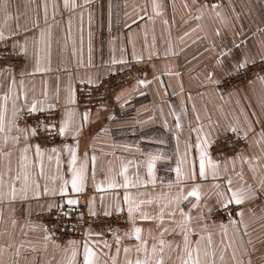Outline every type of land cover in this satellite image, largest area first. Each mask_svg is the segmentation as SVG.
Returning <instances> with one entry per match:
<instances>
[{"label":"crops","instance_id":"crops-1","mask_svg":"<svg viewBox=\"0 0 264 264\" xmlns=\"http://www.w3.org/2000/svg\"><path fill=\"white\" fill-rule=\"evenodd\" d=\"M76 3L72 10L64 7L63 0H7L0 5V33L5 37L0 43L23 55L18 71L0 66V105L6 126L14 109L21 114L33 103L57 108L59 126L69 121L67 133L60 136L66 142L40 148L43 156L39 159L34 147L27 153L34 189L30 199L0 207V264H68L73 249L77 252L74 264H82L83 244L97 252L98 264H128L129 260L134 264L149 255L154 262L159 257L152 248L161 239L165 264H183L187 259L179 234L183 229L177 234L164 232L185 222L181 210L191 218L193 247L198 242L203 249L211 236L209 251L216 264H264V72L226 91L218 88L219 81L236 71L239 63L250 65L264 59V0H220L215 6L195 0ZM129 62H149L150 69L144 78L117 89L103 107L89 111L76 107L77 83H96ZM16 127L22 128L18 121ZM229 128L242 135L245 145L218 161L211 157L209 147ZM13 135L19 133L15 129L0 133L9 137L0 152H11V156L0 154L5 180L24 171L19 163L21 150L25 143L32 145L23 140L13 144ZM198 143L207 151L206 178L199 176ZM65 145L75 149L72 167L83 166L85 177L84 191L73 193L69 184L66 196L61 195V188L72 174ZM209 160L216 165L215 176L207 167ZM125 177L127 188L123 187ZM110 183L121 186L111 188ZM194 187L199 190V201L188 196ZM229 187L233 191L251 187L255 198L244 201L225 220L211 221L208 209L223 208L222 200L231 196ZM36 192L39 199L34 198ZM83 193L91 213L124 211L125 230L106 234L90 229L84 240L57 241L49 228L28 219L64 205L68 198L79 202ZM125 196L132 205L153 201L140 207L149 216H159L163 209L164 223L139 218L134 222L142 229L147 253H137L140 241L126 235L133 221ZM178 199L182 202L177 209ZM174 210L175 216L169 217ZM125 248L131 251L125 253ZM196 255L193 251L192 256ZM201 260L203 264L202 255Z\"/></svg>","mask_w":264,"mask_h":264},{"label":"built area","instance_id":"built-area-1","mask_svg":"<svg viewBox=\"0 0 264 264\" xmlns=\"http://www.w3.org/2000/svg\"><path fill=\"white\" fill-rule=\"evenodd\" d=\"M205 2L211 6L217 5L220 0H195ZM23 64V55L15 51L10 45L0 43V66L7 67L12 71H18ZM264 64V59L246 65L239 71L223 77L218 88L226 91L237 86L238 82L248 80L250 77L264 72L263 68H258ZM150 69L149 62L137 63L129 62L123 69L101 78L96 83H77L75 86V105L81 111L96 110L110 103L114 92L136 79H142ZM24 119L18 120V125L22 128H38V134L28 141L33 146L48 148L66 142L65 139L57 135L59 129V111L57 108L45 109L33 115H26L25 110L21 113ZM45 125H55V130L49 132L43 130ZM245 145V140L238 132H227L213 140L209 147L211 157L222 161L233 156ZM86 193L81 194L80 201L74 206L66 204L54 207L50 210L40 212L28 217L30 221L41 222L51 231V237L57 241L66 239L84 240L90 229H95L102 233L125 230L126 214L118 211L112 214L92 215L87 209L85 200ZM239 205L230 204L227 208L213 210L209 213L211 221H223L230 214L235 213Z\"/></svg>","mask_w":264,"mask_h":264},{"label":"snow or ice","instance_id":"snow-or-ice-1","mask_svg":"<svg viewBox=\"0 0 264 264\" xmlns=\"http://www.w3.org/2000/svg\"><path fill=\"white\" fill-rule=\"evenodd\" d=\"M7 0H0V5H6ZM63 4L65 8H68L69 10L75 9L78 5L76 3V0H63ZM38 27V24L35 25ZM17 33H13L15 35ZM5 39L3 33H0V40ZM115 62V61H114ZM37 64H39V60H37ZM246 67L245 63H239L237 65V71L242 70ZM37 71H41L39 67L36 69ZM10 91V89H9ZM8 96H5V99H7ZM45 109L43 108L42 105H38L36 103H33L31 107L25 106V113L26 115H33L37 112H43ZM25 116H22L20 114V109H14L13 111V117L11 120L7 122V126L5 124V117H4V109L3 106L0 105V133H5V132H12L13 129L19 135H13L11 136V141L13 144L19 143L21 140L27 142L30 138L37 136L38 134V128L33 127L29 129L28 127L25 128H18L16 127V122L20 119H24ZM87 119V116L85 114V120ZM68 124L69 121L67 119L63 120L59 126L58 132L56 133L57 135L63 136L67 133L68 131ZM179 127V125H177ZM56 126L55 125H45L43 130L45 131H53L55 130ZM227 131L231 132H236V129L234 128H229ZM9 143V137L7 136H0V145H7ZM207 141H204V145H207ZM35 148V156L37 159L43 156V152L41 151L39 145H29L25 143V147L21 150V156L19 158V163L21 168L24 169L22 173L17 172L15 176H11L9 180H5L3 178V173H0V207L8 204H14L17 200L20 201H27L30 199L29 197V192L34 191L33 189V184L30 181V173L27 171L28 168V156L27 153L32 150V148ZM198 149H200V168H199V176L206 178L207 176V171H206V165H205V157L207 155L206 147L202 146L200 143L196 145ZM65 149L69 151V154L71 156V159L69 161V170L72 174V178L70 181H65L64 182V187L61 188V195L66 196L68 194V189L67 185L70 184V191L73 193H81L84 191L83 183H84V170L83 166H81L80 169H76L72 167L76 163V152L75 149H68V146L65 145ZM52 152H57V149L53 148ZM3 156H11V152H0ZM155 159V158H154ZM42 167V166H41ZM207 167L212 169V174L213 176L216 175V165L212 163L211 160L207 162ZM11 166L9 165L8 172H11ZM153 170V164L152 162H149L148 164V173L149 175L152 174ZM180 170L177 169V172ZM123 175V172L121 173ZM191 178H195V174H192ZM241 178L243 176L241 175ZM17 182H19V186H17ZM181 182H183V178H181ZM227 184L230 186L232 184L231 180L227 181ZM111 188L115 187H120L121 185L115 184V183H110L108 185ZM129 186V182L127 180V177H125V182L123 184L124 188H127ZM38 188V184L36 185ZM228 191L231 193V196L227 197L226 199L222 200V204L224 208H227L229 204H236L240 205L246 200L254 199L255 198V191L249 187L247 191L245 190H236L233 191L231 187L228 188ZM45 194H47V189H45ZM39 192L35 193L34 198L39 199ZM218 195H223L219 194ZM188 196L191 197H196L197 201H199L200 196H199V190L198 188L194 187L189 193ZM183 199H187V197H184ZM124 202L126 204H129V207L127 209L128 211V216L129 219L133 221V227L131 229L130 233H127L126 235L134 237L136 240L140 241V244L137 246V253H147V248L145 245L147 244V241L144 240L142 237V229L140 227L135 226V220L139 218L141 221H155L159 219L161 223H164L163 219V209L161 210V213L159 216H149L148 213L146 212H141L140 207L143 204H152L153 201L147 200V201H141L139 204L132 205L130 203V197L125 196L124 197ZM181 200L176 201L177 209L179 208V204L181 203ZM78 203L76 199L68 198L65 201V204L68 206H74ZM197 205H193V207H196ZM50 208L52 207L51 205L49 206ZM56 207H60V205H56ZM13 213L15 212V209H12ZM117 211H121V209H117ZM209 212L212 211V209H208ZM108 215L109 213H105ZM0 215H2V212H0ZM92 215H95V213H92ZM169 217L175 216V210L173 212H170ZM181 215L185 217V222L183 224H177L176 228H172L171 230L165 228L164 232H171V234H177L178 229H183V231H180L179 234L182 236L183 241H184V247L187 249V259L184 260L183 264H202L201 260V255L204 257L203 264H216V260L213 257V253L209 251V249L212 246V239L211 236L207 238V242L204 246L203 249L199 246V243L197 242L196 247H193L192 242L189 240V235L191 234V228H190V217H188L183 211L181 210ZM237 215H242V213H237ZM171 223H175V221H169ZM13 223H15V220H13ZM230 223H235L234 221H230ZM164 233H161V236H163ZM47 235L45 236V239H47ZM73 244H77L78 242H71ZM117 245H119V236H117ZM107 246V245H105ZM83 257H82V264H98V254L97 252L90 247L88 244H83ZM165 250V241L161 239L159 241V246L157 247L156 245L153 246L152 248V253L156 254L159 258L156 259L154 262L151 259V256H146L144 259L137 258L134 262V264H165L163 254ZM117 251H120L119 247H117ZM125 253L131 251V249L125 248L123 249ZM193 251L197 253L195 257L192 256ZM77 257V252L75 249L72 250L71 253V258L69 259L68 264H74L76 261ZM223 259V257H220ZM235 258V255L233 256ZM114 259V258H113ZM128 264H133V261L129 260Z\"/></svg>","mask_w":264,"mask_h":264},{"label":"rangeland","instance_id":"rangeland-1","mask_svg":"<svg viewBox=\"0 0 264 264\" xmlns=\"http://www.w3.org/2000/svg\"><path fill=\"white\" fill-rule=\"evenodd\" d=\"M258 68H263L264 69V64H260L259 66H258ZM245 82V81H244ZM242 80H240L237 84V86H239V85H241V84H243L244 83ZM236 87V86H235Z\"/></svg>","mask_w":264,"mask_h":264}]
</instances>
